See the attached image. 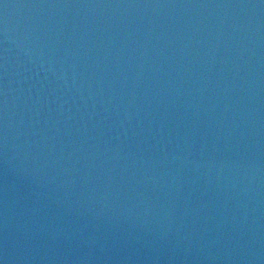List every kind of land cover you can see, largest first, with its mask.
Returning <instances> with one entry per match:
<instances>
[{"label":"water","instance_id":"obj_1","mask_svg":"<svg viewBox=\"0 0 264 264\" xmlns=\"http://www.w3.org/2000/svg\"><path fill=\"white\" fill-rule=\"evenodd\" d=\"M0 264H264V0H0Z\"/></svg>","mask_w":264,"mask_h":264}]
</instances>
